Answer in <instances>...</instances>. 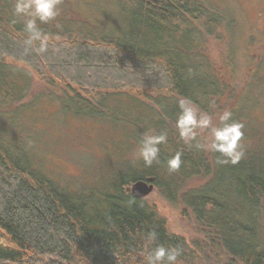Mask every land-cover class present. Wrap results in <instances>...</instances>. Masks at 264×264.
I'll use <instances>...</instances> for the list:
<instances>
[{
  "label": "trees",
  "instance_id": "16d2710c",
  "mask_svg": "<svg viewBox=\"0 0 264 264\" xmlns=\"http://www.w3.org/2000/svg\"><path fill=\"white\" fill-rule=\"evenodd\" d=\"M134 5L127 31L91 42L46 40L44 52L38 51L40 41L26 45L28 33L0 12V62L21 63L44 80L52 77L87 96L100 90L155 93L157 109L132 102L150 113L135 121L142 129L136 138L140 144L150 126L153 134H167V142L159 146V164L145 167L138 159L121 166L98 194L62 188L24 153L0 147V264H147L156 244L179 248L177 264H264L262 140L243 127L242 158L221 165L220 153L198 138L185 143L175 125L181 99L201 113L220 111L217 99L227 87L204 47L227 19L202 0H134ZM8 72L0 65V77ZM75 99L70 101L76 109L90 115H103L96 109L104 112L107 104L98 98L94 108L79 96ZM111 109L105 118L116 122V111L123 107ZM233 121L242 123L234 115L229 123ZM177 152L181 167L169 173L166 162ZM148 178L169 208L192 221L198 238L188 243L170 233L148 197L137 200L126 192ZM199 178L203 184L188 186ZM151 231L158 234L154 243L147 239Z\"/></svg>",
  "mask_w": 264,
  "mask_h": 264
},
{
  "label": "rangeland",
  "instance_id": "374dc122",
  "mask_svg": "<svg viewBox=\"0 0 264 264\" xmlns=\"http://www.w3.org/2000/svg\"><path fill=\"white\" fill-rule=\"evenodd\" d=\"M202 1L227 19L204 47L212 69L227 87L217 99L220 111L208 113L212 125L218 127L220 114L230 111L245 124L247 134L259 136L264 146V0ZM14 4L15 0H4L0 12L4 19L24 28L23 21L14 17ZM134 6V0H62L57 18L47 24L38 22V26L48 41H97L109 33L127 31ZM0 65L10 70L0 77V129L4 130L0 131V147L24 153L51 181L84 194L103 193L115 171L139 161L136 134L142 129L135 121L150 113L132 102L139 100L157 109L159 95L100 90L87 96L78 88L60 86L52 77L44 80L30 67L10 59L3 58ZM77 96L94 108L95 100L105 98L108 111L114 106L123 111H116L120 113L116 122L105 118L106 108L104 112L96 109L103 115L80 112L70 101ZM147 132H152L151 126ZM196 138L207 148L211 130L198 129ZM203 183L199 178L188 186ZM147 202L166 220L170 233L188 243L198 238L192 221L169 208L158 191Z\"/></svg>",
  "mask_w": 264,
  "mask_h": 264
},
{
  "label": "clouds",
  "instance_id": "9594fccd",
  "mask_svg": "<svg viewBox=\"0 0 264 264\" xmlns=\"http://www.w3.org/2000/svg\"><path fill=\"white\" fill-rule=\"evenodd\" d=\"M62 0H15L13 14L23 21L24 31L28 33L26 45H32L35 41H40L39 52L46 51V37H44L40 24H47L54 21L60 14L59 5ZM180 109L175 121L176 128L181 140L185 143L193 141L197 136L198 129H210L212 140L207 145L208 150L220 153L222 159L218 163L236 164L243 156L242 146L240 144L244 133V125L239 122H231L232 113L224 111L219 116L220 126H213L211 116L207 113L198 114L192 102L188 99H181L178 102ZM167 142V134L159 135L147 132L138 146L137 158L143 161L145 167H151L154 163L159 164L160 145ZM182 154L177 152L167 160V169L169 173L179 171ZM150 243L158 239L155 231L148 233L147 237ZM181 255L179 248H165L162 244H156L151 253L147 256V264H177V259Z\"/></svg>",
  "mask_w": 264,
  "mask_h": 264
},
{
  "label": "water",
  "instance_id": "95a60500",
  "mask_svg": "<svg viewBox=\"0 0 264 264\" xmlns=\"http://www.w3.org/2000/svg\"><path fill=\"white\" fill-rule=\"evenodd\" d=\"M154 179L148 178L145 181H138L133 184H131L128 188H126V192L131 195L132 198L137 200H142L150 195L155 190V187L153 185Z\"/></svg>",
  "mask_w": 264,
  "mask_h": 264
},
{
  "label": "bare ground",
  "instance_id": "6f19581e",
  "mask_svg": "<svg viewBox=\"0 0 264 264\" xmlns=\"http://www.w3.org/2000/svg\"><path fill=\"white\" fill-rule=\"evenodd\" d=\"M97 89V88H96ZM153 91V90H152ZM162 120V119H161ZM151 121V120H150ZM149 122V121H148ZM157 122V121H156ZM153 124H155V122L153 123ZM12 141V140H11ZM4 144H6V143H4ZM12 151V150H11ZM16 156H17V154H16ZM26 161V160H25Z\"/></svg>",
  "mask_w": 264,
  "mask_h": 264
}]
</instances>
